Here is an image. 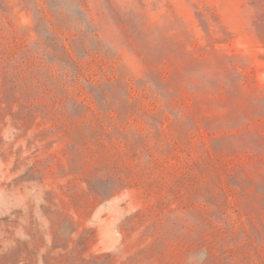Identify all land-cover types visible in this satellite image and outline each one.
Segmentation results:
<instances>
[{
  "label": "rangeland",
  "instance_id": "obj_1",
  "mask_svg": "<svg viewBox=\"0 0 264 264\" xmlns=\"http://www.w3.org/2000/svg\"><path fill=\"white\" fill-rule=\"evenodd\" d=\"M0 264H264V0H0Z\"/></svg>",
  "mask_w": 264,
  "mask_h": 264
}]
</instances>
